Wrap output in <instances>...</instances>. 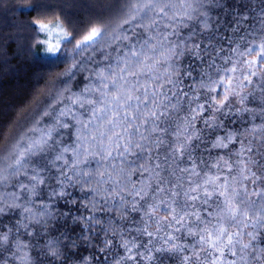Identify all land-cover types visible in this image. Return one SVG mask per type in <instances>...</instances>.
I'll return each instance as SVG.
<instances>
[{"label": "snow or ice", "instance_id": "6c2138e0", "mask_svg": "<svg viewBox=\"0 0 264 264\" xmlns=\"http://www.w3.org/2000/svg\"><path fill=\"white\" fill-rule=\"evenodd\" d=\"M18 11L71 66L0 153V264H264V0Z\"/></svg>", "mask_w": 264, "mask_h": 264}, {"label": "trees", "instance_id": "16d2710c", "mask_svg": "<svg viewBox=\"0 0 264 264\" xmlns=\"http://www.w3.org/2000/svg\"><path fill=\"white\" fill-rule=\"evenodd\" d=\"M32 2L33 0L0 2V153L4 154L23 132L40 119L42 112L56 102L57 93L62 87L60 79L64 78L63 74L71 66L62 64L53 67L38 62L42 60L46 47L38 45V41L48 40L49 37L44 33L31 32L26 26L28 15L18 11ZM58 21L62 22L63 17L59 15L58 9H54L47 16L46 22L54 27ZM65 27L71 31L66 23ZM51 39L55 43L56 37ZM9 46L12 51L21 53L19 58L2 55L9 50ZM30 48L32 54H25ZM9 60L10 63L7 62ZM122 251L114 250L110 258ZM157 255L163 264H180L178 259L167 254ZM128 264L133 262L129 261Z\"/></svg>", "mask_w": 264, "mask_h": 264}, {"label": "rangeland", "instance_id": "374dc122", "mask_svg": "<svg viewBox=\"0 0 264 264\" xmlns=\"http://www.w3.org/2000/svg\"><path fill=\"white\" fill-rule=\"evenodd\" d=\"M53 37H55V35H53Z\"/></svg>", "mask_w": 264, "mask_h": 264}]
</instances>
